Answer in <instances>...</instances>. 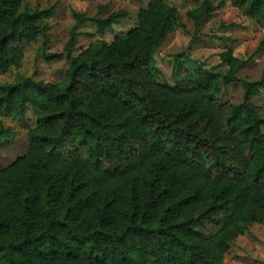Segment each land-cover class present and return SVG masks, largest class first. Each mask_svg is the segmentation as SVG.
<instances>
[{"label": "trees", "instance_id": "trees-1", "mask_svg": "<svg viewBox=\"0 0 264 264\" xmlns=\"http://www.w3.org/2000/svg\"><path fill=\"white\" fill-rule=\"evenodd\" d=\"M226 2L264 28V0H204L187 17L198 26ZM52 12L0 0V75L32 45L44 52ZM124 18L73 12L63 82L0 84V145L14 138L1 118L36 114L28 155L0 169V264H223L264 222V118L251 102L264 79L239 78L227 52L222 70L174 56V86L157 82L153 54L183 26L163 0L129 34L71 56L82 24L102 35ZM232 84L241 104L218 105Z\"/></svg>", "mask_w": 264, "mask_h": 264}, {"label": "rangeland", "instance_id": "rangeland-1", "mask_svg": "<svg viewBox=\"0 0 264 264\" xmlns=\"http://www.w3.org/2000/svg\"><path fill=\"white\" fill-rule=\"evenodd\" d=\"M152 0H22V6L33 11L52 9L51 17L45 21L49 28L48 45L40 51L42 41L32 45L24 53L20 69L0 75V84H13L19 77H31L35 81L55 85L65 80L69 63L65 47L69 33L74 26L73 12L88 18H106L111 14L124 12L120 19L105 34H99L90 22L82 24L71 56L77 57L89 45L105 42L110 45L115 38L129 34L139 26V15L146 11ZM204 0H163V4L178 12L182 27L169 33L154 52V66L160 74L156 81L174 86L172 80L173 57L186 55L206 69L219 68L221 55L231 53L242 62L238 77L247 81L264 79V49L260 43L264 39V28L247 19L229 2L212 12L198 26L187 17ZM216 6L224 0H209ZM43 53L59 56L54 61L43 60ZM243 90L240 84L224 87L220 85L218 105L241 104ZM252 104L260 108L264 118V93L252 99ZM3 125L11 129L14 138L0 145V169L7 168L30 151L29 132L35 128L36 114L28 109L24 118H1ZM264 134V127L261 131ZM223 264H264V222L253 223L248 232L238 235L230 244V249L222 256Z\"/></svg>", "mask_w": 264, "mask_h": 264}, {"label": "crops", "instance_id": "crops-1", "mask_svg": "<svg viewBox=\"0 0 264 264\" xmlns=\"http://www.w3.org/2000/svg\"><path fill=\"white\" fill-rule=\"evenodd\" d=\"M263 127H264V126H263ZM263 127H262V128H263ZM262 128H261V131H262Z\"/></svg>", "mask_w": 264, "mask_h": 264}]
</instances>
